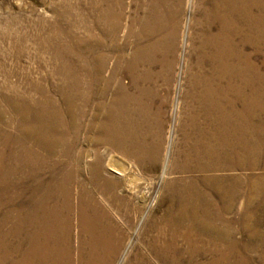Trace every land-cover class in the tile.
<instances>
[{"label": "bare ground", "instance_id": "1", "mask_svg": "<svg viewBox=\"0 0 264 264\" xmlns=\"http://www.w3.org/2000/svg\"><path fill=\"white\" fill-rule=\"evenodd\" d=\"M145 1L61 0L37 32L16 36V64L0 70V264L117 263L145 214L165 158L184 0ZM187 3L178 128L168 134L179 140L146 249L123 264H253L223 253L221 225L241 199L247 221L264 209V147L248 146L247 133L264 125V0ZM205 237L218 256L196 255Z\"/></svg>", "mask_w": 264, "mask_h": 264}, {"label": "rangeland", "instance_id": "2", "mask_svg": "<svg viewBox=\"0 0 264 264\" xmlns=\"http://www.w3.org/2000/svg\"><path fill=\"white\" fill-rule=\"evenodd\" d=\"M60 1L61 0H0V70H2L3 65H6L8 68H14L16 64V60L11 55L12 44L15 42L14 40L17 38L16 36H18V34H23L31 30L37 32L38 30L36 26L39 25L37 24L39 23V20L46 19L50 21L51 19H53V16L55 14L54 12L55 8L58 7L57 4H59ZM128 1L129 0H125L126 4ZM71 2L76 3V0L73 1L71 0ZM141 2H142V7L143 5L147 4L145 0H141ZM187 2L188 0H184L182 13L180 16V26H179L180 30L176 37V47H175L176 51H174V62H173V73H172L173 78L172 81L170 82L169 90H168L169 103L165 108L167 123L166 125H164L163 148H162V156L165 158L161 165V169H160L161 172L158 178L155 179V183L151 185V188L150 185L147 186L149 191L151 190L152 193L150 199L144 203L146 204L145 214L139 219L137 225H135L131 229V233L128 230L129 232L127 233V237L125 238L126 240L124 241V246L122 247V251L118 255L119 260L117 259V263L112 262V264H123V262H125L126 260L124 258L125 255H127V252L128 254H132V250L135 248L146 249L147 242H145L143 239L144 237H142L143 236L142 233L144 232L143 228L147 221L146 218L154 211V208H156L155 200L158 199L160 187L162 184L163 170H164L163 165H165L169 160L170 152L173 151L174 146L177 144L179 140L178 132H176L178 127L177 125H172L176 119L175 117L176 113L174 114L172 108L174 104V99L178 97L179 92L183 86L182 85L183 83H181V79H182V70L185 65L183 59L186 53L184 39H186L187 37V32L191 17V7ZM142 7L140 8V14L141 16L142 15L145 16L147 15L146 10L143 9L144 7L143 8ZM31 43L28 42V46L31 48L33 52H35L38 49V45L36 41L33 40ZM128 50L129 49L125 47L124 51L126 53H128ZM21 61L22 64L25 66H32L34 68L38 66V62L36 60H33L27 56L23 57ZM2 79L3 76L0 75V80ZM170 129L176 130L174 131L175 137L171 138V140L169 139L168 136ZM248 130L250 131V132L247 131L248 135L249 134L251 135L249 139L254 141V142H250L248 146L253 147L255 145V147H258V143L260 141L262 143V145L261 144L260 145L264 147V125H254L253 127L248 128ZM254 134H256L260 140H256L255 138H253ZM165 150H166V155L164 156ZM253 161L254 163L256 162L255 160ZM257 174H259V172ZM260 174H264V173L260 172ZM254 199H256V197H254ZM153 203L154 205H152ZM23 204H26L25 200L23 201ZM262 207H264V204H262ZM244 208L246 209V205L244 204L243 199H241V202L238 203V205L235 207L236 210H233L232 214H230L232 217V222L226 225H221L224 228V230H226V232L229 233L227 236L228 238L226 237V239L224 240L226 243L223 247V253L230 254L231 258H237V255L239 254V256L241 255L240 257L254 259L253 264H264V209L260 210V213L262 212L260 216L256 215L254 217L255 219L247 221V219H244L243 215L239 213V211L240 212L244 211ZM159 212H161V209ZM238 213L241 216H237L236 214ZM208 239L210 238L205 237L202 239V241H198L197 243L199 248L197 247V249L202 248V250H197V253L195 252L196 255L200 254L205 259L210 257L212 253L213 255H217V256L219 253L218 250L217 251L208 250L211 243ZM178 242L179 244H181L182 247L184 246L181 243L182 242L181 240H179ZM214 245L216 246V244ZM212 247L215 248L213 245ZM205 249H207L208 251ZM74 264H77V262H74Z\"/></svg>", "mask_w": 264, "mask_h": 264}]
</instances>
